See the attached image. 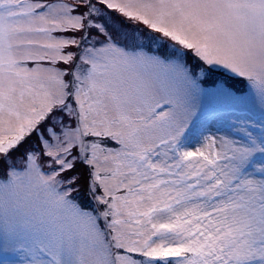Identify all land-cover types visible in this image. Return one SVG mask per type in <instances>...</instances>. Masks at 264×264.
I'll return each instance as SVG.
<instances>
[{
	"label": "snow or ice",
	"instance_id": "snow-or-ice-1",
	"mask_svg": "<svg viewBox=\"0 0 264 264\" xmlns=\"http://www.w3.org/2000/svg\"><path fill=\"white\" fill-rule=\"evenodd\" d=\"M0 264H264V0H0Z\"/></svg>",
	"mask_w": 264,
	"mask_h": 264
}]
</instances>
